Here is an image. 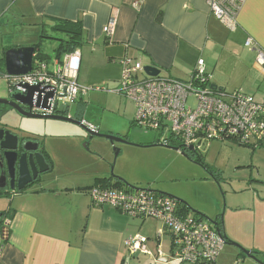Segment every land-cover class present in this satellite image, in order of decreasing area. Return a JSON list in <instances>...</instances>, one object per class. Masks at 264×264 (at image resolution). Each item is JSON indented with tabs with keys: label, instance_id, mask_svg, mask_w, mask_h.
I'll return each instance as SVG.
<instances>
[{
	"label": "crops",
	"instance_id": "obj_1",
	"mask_svg": "<svg viewBox=\"0 0 264 264\" xmlns=\"http://www.w3.org/2000/svg\"><path fill=\"white\" fill-rule=\"evenodd\" d=\"M112 16L115 30L106 36L103 28ZM54 21L80 24L77 83L88 94L102 91L117 95L124 60H139L143 67L159 70L160 78L183 82L202 60L212 88L264 100V75L256 63L257 50L264 53V0H246L234 30L211 15L206 0H0V36L14 34L23 39L11 41L6 50L34 46L42 29L51 28ZM248 39L255 48L245 47ZM78 113L73 117L68 109L67 115L96 130ZM64 135L75 141L84 139L79 133ZM118 136L137 145L158 144L137 137L132 130ZM47 153L51 171L54 150L47 148ZM91 176L86 184L59 187L46 179L24 191L0 195L9 200L7 210H0L1 221L9 222L7 237L1 241L0 264H133L135 256L127 252L125 240L142 231L149 233L148 223L157 224V233L161 225L152 218L133 219L107 205L94 204L90 190L104 188L101 179H111V185L116 179L94 172ZM191 216L205 220L198 213ZM211 226L218 234H225V230ZM164 237L156 235L152 240L145 236L148 254L138 255L153 264H176L167 263L163 257L168 256L170 244L169 240L168 248L161 245ZM150 241L154 248L148 247ZM158 250L163 255L159 256ZM246 259L237 262L247 264ZM218 260L214 264H223Z\"/></svg>",
	"mask_w": 264,
	"mask_h": 264
},
{
	"label": "rangeland",
	"instance_id": "obj_2",
	"mask_svg": "<svg viewBox=\"0 0 264 264\" xmlns=\"http://www.w3.org/2000/svg\"><path fill=\"white\" fill-rule=\"evenodd\" d=\"M43 35L57 36L49 30ZM19 40L23 39H18L14 34L0 36V62L6 51L5 46ZM34 44L39 45L40 53L49 60L54 57L55 41L40 38ZM4 75L5 68L1 65L0 97L6 96L9 89V81ZM139 77H144L142 72ZM78 111L100 134H109L108 130L118 136L132 130L137 137L158 140L157 133H145L132 125L134 104L119 95L102 91L78 95L76 103L69 107V114L76 117ZM22 125L36 132L46 147L54 150V157H51L54 169L46 174L47 182L59 187L80 185L91 179L92 172L101 173L108 175V178L122 179L127 185L138 189L150 188L151 191L180 199L192 211L209 219H215L224 210L223 224L228 240L246 251L253 249L252 252L264 262V144L252 148L229 141H214L208 148L191 153L190 161H187L171 150L112 146L107 140L99 138L89 141L86 151L83 144L87 136L73 125L27 119L22 120ZM74 133L83 136V141H75L64 135ZM113 147L120 149L116 159ZM8 202L7 198H0V210H7ZM187 214L194 215L191 211ZM156 225L148 223L150 232L146 234L142 231L139 235L153 240L157 235ZM168 243V237L162 238L164 248H168ZM154 246L152 241L148 243L149 248ZM239 255L237 249L225 245L217 258L219 262L223 260V264H240L237 262L242 259ZM133 261V264H153L141 255H135ZM244 261L256 264L249 259Z\"/></svg>",
	"mask_w": 264,
	"mask_h": 264
},
{
	"label": "built area",
	"instance_id": "obj_3",
	"mask_svg": "<svg viewBox=\"0 0 264 264\" xmlns=\"http://www.w3.org/2000/svg\"><path fill=\"white\" fill-rule=\"evenodd\" d=\"M246 0H206L208 9L229 30L236 27L237 15ZM115 19L110 17L103 33L113 35ZM245 47L253 49L248 39ZM256 63L264 75V53L257 50ZM80 55L77 50L51 61H35L31 72L22 77H8L12 83L42 84L56 90L51 100L52 113L60 105L74 104L79 94L87 92L77 83ZM122 77L115 93L133 102V124L145 132L158 134V144L176 147L179 152L193 148L197 153L212 142H232L252 148L264 144V100L242 92L225 93L208 83L204 62L198 60L190 79L186 82L147 77L138 61H122ZM140 72L144 77L140 78ZM189 152V151H188ZM92 202L107 205L119 214L133 219L152 218L161 227L157 237L170 240L167 263L214 264L224 245L218 232L205 220L185 215L179 203L150 190H114L95 187L90 190ZM8 221L0 219L1 241L7 237ZM147 239L140 235L128 237L125 248L131 256L148 254ZM154 257H152V260Z\"/></svg>",
	"mask_w": 264,
	"mask_h": 264
},
{
	"label": "water",
	"instance_id": "obj_4",
	"mask_svg": "<svg viewBox=\"0 0 264 264\" xmlns=\"http://www.w3.org/2000/svg\"><path fill=\"white\" fill-rule=\"evenodd\" d=\"M34 47H22V48H11L4 52V68L6 77H22L31 72L32 64L34 62ZM143 72L147 77L155 78L158 77L160 71L151 67L144 66ZM11 90L8 91L9 98L12 100L11 103L16 107L18 114L25 119L32 120H41V121H53V122H61L68 123L78 127L83 133L86 134L87 140L86 143L83 144L84 149L88 150V143L93 138L105 139L112 146L120 145V146H130L136 148H163L166 150H171L176 153L179 152V149L176 147L161 145V144H152V145H137L132 144L119 136L111 135V134H100L91 126L82 121H78L73 119L67 115L68 106L60 105L54 112L52 113H43L51 112L52 99L55 97L56 90L49 86H44L42 84L36 85H28L24 83H17L10 86ZM2 103H6L1 101ZM20 106L26 107L27 111L21 110ZM17 137L12 136L9 132H5L3 136L0 137V180H5L7 177L10 180H13L14 173L17 172L18 180H17V188L18 192L24 191L30 181H22V176L28 175L32 168L37 166V162H35V157L40 156L39 153H33L36 149H26L25 143H22L21 150L22 154H18L17 148ZM189 152L193 153V148H189ZM114 158L118 156L120 153V149L113 147ZM182 158L190 161L188 154L186 152H180ZM32 158H34L32 160ZM49 168L47 167L45 170H40L39 173L43 174L47 172ZM112 172V169H111ZM5 175L7 177H5ZM123 183H125L122 179L115 178ZM126 184V183H125ZM127 185V184H126ZM131 190H142L132 186L127 185ZM4 187H0L3 189ZM11 189L13 187L11 186ZM151 191V190H150ZM156 192V191H151ZM162 194V193H159ZM166 197H169L179 203L186 204L184 201L177 199L175 197L162 194ZM187 205V204H186ZM190 209V207H188ZM222 211L220 217L223 219ZM0 214V218H1ZM209 224L216 226V218L209 219L207 217L202 216ZM220 235V234H219ZM224 244L229 245L237 249L245 258L254 261L256 264H264L263 261L258 259L256 255L250 251H246L241 248L239 245H236L228 240L225 234L220 235Z\"/></svg>",
	"mask_w": 264,
	"mask_h": 264
},
{
	"label": "flooded vegetation",
	"instance_id": "obj_5",
	"mask_svg": "<svg viewBox=\"0 0 264 264\" xmlns=\"http://www.w3.org/2000/svg\"><path fill=\"white\" fill-rule=\"evenodd\" d=\"M1 62H2V67H3L4 61L2 60ZM7 79L9 81V87H8L9 88L8 91H9L11 90L10 84L12 83V79H9V78ZM1 101L6 102V103H2ZM11 101L12 100L9 98V94H7L6 96L0 97V137L3 136L5 132H9L10 134H12V136H16L18 139L17 140L18 154H22L23 152L21 150L22 143H25L24 146L26 149L32 150L34 148L35 149L37 148L33 153L34 154L39 153L40 156L35 157V159L32 158V160L34 159L35 162H37V166H35V168H32V170L30 171L28 175L22 176V179H21L22 181H30V183L26 187V188H30V187L40 185L43 182H45L46 180L45 176L49 171L43 174H40L39 171L45 170L47 167L48 168L50 167L51 165L50 158L48 157L45 142L41 141L37 137L36 132L29 131L22 125V120L25 118L21 117L18 114L16 107H14V105L9 104L11 103ZM20 109L27 111L26 107L20 106ZM119 137L128 141L127 138H125L124 136H119ZM186 153L188 154V157L190 159L191 158L190 155H192L191 152L187 151ZM178 154L180 155V152H178ZM5 177L7 176L5 175ZM17 180H18L17 172L14 173L13 180H10L8 177L5 180L4 179L0 180V187H4L3 189H0V195H9V194L18 192L16 190ZM11 186L13 187V189H11ZM215 227L219 231L224 232V224L220 216L216 218Z\"/></svg>",
	"mask_w": 264,
	"mask_h": 264
},
{
	"label": "trees",
	"instance_id": "obj_6",
	"mask_svg": "<svg viewBox=\"0 0 264 264\" xmlns=\"http://www.w3.org/2000/svg\"><path fill=\"white\" fill-rule=\"evenodd\" d=\"M49 30L51 33L57 35L56 37H48L44 36L43 33ZM41 39H50L56 42V46L54 49V58H59L61 55L65 53L72 52L81 45L82 42V30L79 23H71L67 21H54L53 25L49 29H42L40 33ZM34 60L35 61H44L46 62L47 58L45 55H42L39 51V45H34ZM2 62H0V66ZM159 77V76H158ZM195 154V153H193ZM200 159V158H199ZM200 162V160H197ZM111 179H101L99 180L105 187L108 188H118L124 191L131 190L125 183L116 180L114 184L111 185ZM177 202V201H176ZM179 203V202H177ZM179 208L182 212L188 213L190 210L188 209V205L179 203ZM239 257L244 259L245 257L240 253Z\"/></svg>",
	"mask_w": 264,
	"mask_h": 264
}]
</instances>
